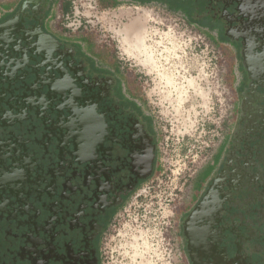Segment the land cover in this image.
<instances>
[{
    "label": "flooded vegetation",
    "instance_id": "obj_1",
    "mask_svg": "<svg viewBox=\"0 0 264 264\" xmlns=\"http://www.w3.org/2000/svg\"><path fill=\"white\" fill-rule=\"evenodd\" d=\"M56 1L0 3V264H104L114 215L159 167L144 106L51 29ZM163 1L219 25L241 71L234 139L183 221L188 264H259L264 0Z\"/></svg>",
    "mask_w": 264,
    "mask_h": 264
},
{
    "label": "rangeland",
    "instance_id": "obj_2",
    "mask_svg": "<svg viewBox=\"0 0 264 264\" xmlns=\"http://www.w3.org/2000/svg\"><path fill=\"white\" fill-rule=\"evenodd\" d=\"M56 2L52 27L91 50L84 54L93 63L115 61L157 135L158 170L114 215L104 264H188L183 221L237 131L236 42L222 38L219 25L193 19L176 1ZM133 22L137 34L127 31Z\"/></svg>",
    "mask_w": 264,
    "mask_h": 264
},
{
    "label": "crops",
    "instance_id": "obj_3",
    "mask_svg": "<svg viewBox=\"0 0 264 264\" xmlns=\"http://www.w3.org/2000/svg\"><path fill=\"white\" fill-rule=\"evenodd\" d=\"M114 1H118V0H114ZM163 1V0H162ZM58 3V2H57ZM50 27H51V29L53 30V31H58L57 29H56V27L54 28V27H52V25H50ZM61 36V35H60ZM67 40H69V39H67ZM69 41H71V43L72 44H74L75 46H77L78 48H79V43H77V41L76 40H69ZM80 49V48H79ZM92 49V48H91ZM81 50V52L84 54L85 52H86V50L87 49H80ZM85 51V52H84ZM88 52H90L91 50H87ZM92 52V51H91ZM87 57H88V55H86ZM100 61H103V62H109V60L108 59H106V57H103V56H100ZM107 64V63H106ZM104 68L105 69H107V70H115V72H117L118 74H119V81L121 82V87H122V89L125 91V89H129V88H131L130 86H126V84H125V80L123 79V77L121 76V74H120V71H119V66L115 63V61L114 60H112L110 63H108L107 65H105L104 64ZM128 85H129V83H127ZM134 95V94H133ZM134 97V96H133ZM134 99L136 100V98L134 97Z\"/></svg>",
    "mask_w": 264,
    "mask_h": 264
},
{
    "label": "bare ground",
    "instance_id": "obj_4",
    "mask_svg": "<svg viewBox=\"0 0 264 264\" xmlns=\"http://www.w3.org/2000/svg\"><path fill=\"white\" fill-rule=\"evenodd\" d=\"M127 31L129 34H137L138 33V27L135 24V22H133L132 25H130V27L128 28Z\"/></svg>",
    "mask_w": 264,
    "mask_h": 264
},
{
    "label": "trees",
    "instance_id": "obj_5",
    "mask_svg": "<svg viewBox=\"0 0 264 264\" xmlns=\"http://www.w3.org/2000/svg\"><path fill=\"white\" fill-rule=\"evenodd\" d=\"M104 3L106 4V5H111V6H114L115 4H116V1H114V0H104Z\"/></svg>",
    "mask_w": 264,
    "mask_h": 264
}]
</instances>
